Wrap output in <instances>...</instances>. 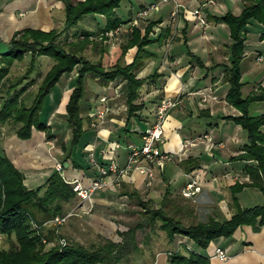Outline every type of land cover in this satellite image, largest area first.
<instances>
[{
	"label": "crops",
	"instance_id": "0c3cea01",
	"mask_svg": "<svg viewBox=\"0 0 264 264\" xmlns=\"http://www.w3.org/2000/svg\"><path fill=\"white\" fill-rule=\"evenodd\" d=\"M150 1L155 0L139 1L135 9L128 8L127 16L134 14L138 7H145ZM174 1L178 2V11L172 19L169 10ZM246 1L156 0L154 5L146 9L145 14L138 16L134 25L129 26V21L122 22L107 32L100 47L104 50L108 48L106 46L109 40L112 42L116 40L115 47L118 48V43L125 40L132 26L142 30L149 19H157L148 31L150 36L157 35L163 26L168 27L167 34L144 45V48L151 51V55L145 59L136 75L144 76L152 69H155L157 74L153 77L146 76L139 87V91L141 87L144 89L138 93L134 101H141V107L131 113L128 112L124 78L115 76L106 83H99V90L90 92L88 98L82 102L78 101L79 112L83 116V130L77 141L69 143L68 147L66 145L71 131L65 120L64 104L71 88L69 83L62 88L57 99L52 101L43 118L48 123L50 137L45 136L44 130L33 126L27 137H19L14 131L16 124L8 126L7 121L0 123L1 149L22 172V181L27 187L41 183L55 168L57 162L61 164L59 171L64 179L77 178L85 185L97 174L98 164L106 163L110 156L117 164L124 163L130 146L140 143V133L151 122L155 103L160 96L166 94L177 96V103L169 109L164 119V139L160 143L161 148L172 152L174 157L165 160L161 167L155 168L150 185L143 183V173L135 169L118 176L109 171L103 175L104 185L94 189L88 197L80 199L74 195L72 199L63 201V207L68 201L72 202L70 205L72 216L68 218L67 223H62L60 228L66 233L71 232L72 240H77L81 229L90 228L103 233L105 230L121 226V220L115 217L119 215L123 217L122 211L128 207V198L132 197L121 191V188H134L142 198H147L150 196L147 188H155L164 182L169 183L170 178L173 179L178 172H182L186 178L187 173L194 169H198L201 174L200 189L194 196L200 199V203L210 207L207 214L229 215L233 209L229 184L234 180L248 178L242 169L243 159L229 158V155L240 150L245 137L242 136L237 123L221 116L225 113H235L237 109L223 97L226 82L222 78L220 66L205 68L196 64L190 60L185 48L187 46L197 54L204 64L227 60L228 43L231 41L228 28L223 21L213 19L211 14L217 15L226 9L238 12ZM189 6L199 7L203 22H199L189 11ZM60 9L63 11L62 0H0V38L9 41L14 30L24 27L56 28L63 24V13L62 16L56 14ZM148 9H152V14H149ZM95 15L101 17V24L95 27L97 28L103 24L104 17L100 13ZM88 17L95 18L90 14ZM253 23L258 25V29L256 28L253 36L248 38L247 27ZM245 27L244 48L238 61L240 79L242 74L257 73L263 65L264 58V38H258V32L264 25L250 19ZM68 28L63 30L67 33V38H71L70 34L73 35L74 29ZM184 37L185 43L182 42ZM134 50V45L128 46L123 53V60L128 61ZM257 54H260L259 59L256 58ZM68 72L75 75L74 68ZM257 82L264 85V73L248 87L247 91ZM100 94L105 95L103 101L99 99ZM30 97L28 95L25 102H28ZM258 105L264 107V102L261 101ZM99 106H106L100 117L95 115ZM200 109L207 110V113ZM260 112L264 114L263 111ZM201 116L204 118L203 126L202 122L198 121ZM186 117L195 119L192 126L185 125ZM62 126L64 128H60ZM260 128L264 130V122ZM203 132L206 135H202ZM214 153H217V156ZM186 155L195 156L198 161V165L188 171L183 170L179 162ZM168 160L170 162L166 163ZM184 179L178 185L179 189ZM247 187L255 186L243 185L234 191L239 205L256 203L246 202L253 195L257 196V194L249 196L247 192L243 199L245 201H242L241 193ZM182 244L192 245V241L184 234H174L168 239L164 249L152 250L153 254L148 255L149 264L166 263V251ZM216 245L225 249L226 258L222 259L212 254ZM197 249L208 256L211 264H264V222L257 229H253L248 223L238 224L229 235L214 237L204 247Z\"/></svg>",
	"mask_w": 264,
	"mask_h": 264
},
{
	"label": "trees",
	"instance_id": "16d2710c",
	"mask_svg": "<svg viewBox=\"0 0 264 264\" xmlns=\"http://www.w3.org/2000/svg\"><path fill=\"white\" fill-rule=\"evenodd\" d=\"M62 1L61 28L16 29L9 38L11 47L5 53H0V123L8 120L16 122L14 131L19 137H27L31 126L44 130L45 136L50 137L48 123L38 118L42 97L62 72H68L74 68V82L64 104L65 120L71 131L69 142L73 144L83 130V116L79 112L78 101L81 97L87 98L84 97L88 91L84 89V77L86 75L94 77L101 84L115 76L124 78L127 110L130 113L133 112L142 105L141 101H134L142 81L146 76L153 77L157 74L156 70L152 69L144 76L136 75V71L151 55V51L144 48V45L167 34L168 27L163 26L157 35L150 36L148 31L157 19H149L142 30L132 26L125 40L118 43L116 57L107 64H103L100 58L92 60L84 56L80 49L87 42L96 43V40L92 38L93 35L104 38L108 30L129 21L133 14L125 17L118 15L115 7L120 0ZM96 13L104 17L101 26L78 27L73 30L75 40H67L68 47L61 44L58 35L63 29L75 24L84 14L94 16ZM211 16L213 19L223 21L228 28L231 41L228 43L227 60L204 64L200 57L187 46L185 49L190 60L196 64L205 68L219 65L221 68L222 78L226 82L223 97L237 109L235 113H225L221 116L229 118L245 131V140L241 143L240 150L230 154L229 158L243 159L242 169L247 173L248 178L234 180L229 184L230 202L233 206L229 215L218 217L209 213L204 219L183 220L179 208H182L183 212H191L192 207L185 204L182 206L176 198L174 199L167 183L157 205H153L148 197L142 198L134 188H121V191L135 199L138 211L149 223L157 221V227L165 232L167 240L174 234L180 233L192 241V245L182 244L180 247L168 249L167 264H211L208 256L197 247H204L211 239L219 235H229L238 224L248 223L253 229H257L264 222V201L242 206L239 205L234 194V191L243 185L255 186L264 194V130L260 128L264 122V114L248 111L250 101L264 102V85L257 82L242 94L240 86L243 81L240 79L238 64L244 48L245 24L251 19L264 25V0H247L238 12L234 13L226 9L220 14H211ZM258 38H264V28L258 32ZM182 42L185 43V37ZM130 45H134L135 50L131 58L124 61L121 58ZM26 51L30 53L26 73L7 83V73L12 60L20 58ZM40 53L48 54L54 60L42 74L29 101L25 102L21 99V94L32 83V78H25V76L28 75L34 57ZM202 111L207 113V110ZM179 162L185 171L198 165L197 158L191 155H186ZM22 177V172L4 154L0 146V232L13 234L17 244V246L9 245L6 248H0V264H101L116 261L126 255L131 248H137L133 238V228L129 226L116 230L118 239L102 236L100 240L90 241L87 244L70 240L65 244L52 242L47 247H43L41 237L46 233L42 230V226L33 227L30 220L41 223L53 214L61 213L63 201L72 198L75 192L71 183L62 177L56 167L34 187H27ZM180 196L186 197L181 193ZM140 223L137 221L134 225Z\"/></svg>",
	"mask_w": 264,
	"mask_h": 264
},
{
	"label": "rangeland",
	"instance_id": "374dc122",
	"mask_svg": "<svg viewBox=\"0 0 264 264\" xmlns=\"http://www.w3.org/2000/svg\"><path fill=\"white\" fill-rule=\"evenodd\" d=\"M139 1H143V0H120L118 5L115 7L116 12L118 13V15H120L121 17H125L127 15V10L128 8L130 9H135L138 6V2ZM189 9H192L193 7L189 6ZM149 14H152V9H148ZM62 9H60L59 11H57L56 14H60V16H62ZM84 17L79 18L75 24L69 26V30L72 29H76L78 27L81 26H85V27H89V28H95L97 25L101 24V17H97L98 15H94V19H88V14H84ZM62 25L57 26L56 28H60ZM250 27V28H249ZM247 27L249 30L247 32V37L251 38L253 36V33L256 32V30L258 29V25L256 23H253L251 26ZM257 28V29H256ZM71 38H67V33H65V30H62L58 36L59 41L61 42V44L64 47H68V42L67 40H75L74 35L70 34ZM93 39L96 40L95 44H89L86 43L81 49L80 52L92 59V60H96L98 58H100L103 61V64H107L108 62L112 61L115 57L116 54L118 53V48L115 47L116 45V40H113L114 42H112V40L108 41V46H105L109 48V50L107 49H102L100 48L101 45L104 43L103 38L100 37L99 35H93L92 36ZM256 39V37H254ZM149 45H151V43H149ZM183 47V45H181ZM29 59H30V53L28 51L24 52L22 54V56L20 58H15L12 60L10 67L8 69V79H6V82H10L14 79H16L17 77H19L21 74L26 73V68L29 65ZM123 59V56L122 58ZM53 57L48 55V54H37L34 57L33 60V64L30 65V70L28 71V75L25 76V78H32V84H30L27 88L26 91H24L21 94V99L26 101L28 97V95L31 96V93L34 91L37 83L39 82V80L41 79L42 74L45 72V70L49 67V65L53 62ZM258 64V63H256ZM262 66L260 67V69L258 70L257 73L255 74H242L241 75V79H242V84L240 86V90L241 93L244 94L248 87H250V85L252 83H254L257 78H259L261 75H263L264 73V58L262 60ZM94 77H89V75H86L84 77V89L88 90L86 91L84 97L88 98V96L93 93L96 92L97 90L100 89V84L99 82H96L94 80ZM96 80V79H95ZM74 82V74L71 72H62L58 79L51 85L49 91L42 97V101H41V105L38 111V118L39 119H43L46 116L47 113V108L50 106V104L52 103V101L57 97L58 95L61 93L62 88L65 87L67 84L69 83L70 87H72V84ZM143 87L140 88V91H143ZM90 90V91H89ZM91 92V93H90ZM26 98V100H25ZM84 98L81 97L79 99L80 102H82ZM95 100V98H94ZM261 104V101L258 100H252L249 102L248 105V111L250 113H257L260 111L264 112V107L258 105ZM195 118V117H194ZM203 116H201V118H198V121L201 123L203 121ZM207 119V118H206ZM195 119H190L188 117H186V123L185 125H190L192 126L193 121ZM198 122V124H200ZM231 122V121H230ZM16 122L12 121V120H8L7 121V125H14ZM203 123L201 124V126H203ZM200 126V127H201ZM220 126V125H219ZM60 128H64L63 126ZM199 128V126H198ZM218 128H215V130ZM240 132H242V136L245 137V132L244 130L240 127L239 128ZM70 136V135H69ZM135 138H137V136H135ZM69 139H68V143H67V147L69 146ZM79 144L76 146L78 147ZM78 155H80V153H78ZM215 156H217V153H214ZM202 157H206V155H202ZM170 162V160H168L166 163ZM167 165V164H166ZM184 174L182 172H178L176 173V175H174V178L172 179V177L169 180L168 184V188H169V192L172 193L174 195V199L176 198L177 201L183 206V204L185 205H189L192 207V211L191 212H183L182 208H179V213L180 216L183 220H189V219H194V218H198V219H204L206 217L207 211L210 207L200 203V199H198L197 196H193V197H182L180 196L179 193V188L178 185L180 184V182L184 179ZM185 180V179H184ZM165 183H160L157 187H152V188H147L146 191H150L149 194L150 196L148 197L151 201V203L153 205H157L159 204L160 201V197L163 193V189L165 186ZM154 188V189H153ZM253 190V191H252ZM250 191L251 194H250ZM246 192L247 195L252 196L253 194H257V196H252L250 198H248L246 200L247 203H252L254 201L256 202H263L264 197H263V193H261L258 189H256L255 187H247L246 190L242 191L241 193V199L242 201H245L243 199H245L244 196H246ZM72 199V198H70ZM71 201H68L67 203L64 204L63 207V211L61 213H55V214H62L63 212L66 211H70V213L61 221L57 222V221H53L52 219V215L51 217L43 220L41 223H38L35 220H30V224L37 228L38 226H42V230L46 233L45 235H43L41 237L42 243H43V247H47L48 245L52 244V242H57L58 244H65L68 243L70 240H72V233H66L64 231L61 230V224L63 223H67L66 221L68 220L69 217L72 216V209H70V205H71ZM69 205V206H68ZM68 207L69 209H64ZM122 216H116V219H120L122 223H120V227H115L114 229H108L102 232H97L95 230L92 229H81V232L78 234L77 236V241L79 240L80 242L87 244L90 241L96 242L98 240H100L102 238V236H110L112 238L118 239L119 236L116 232V230H120L123 229L127 226L132 227L133 228V238H134V242L137 245V248H131L128 253L126 255H123L121 258H119L116 261H111V262H106V263H101V264H149L148 262V255L151 254L152 250H162L166 247L167 245V237L165 235V232L157 227V221H155L154 223H149L144 217L143 214L138 211V205L135 202V199L133 197H129L128 198V207H126L123 211H122ZM219 217H223L222 214L218 215ZM140 221L141 223L138 225H134L135 222ZM117 224V223H116ZM125 227H122V226ZM64 239L62 240L63 242L59 241V239ZM9 245H13V246H17L16 244V240L13 234H5L3 232H0V248H6ZM170 245V243L168 244ZM134 249V250H133ZM153 254V252H152ZM166 264V263H164Z\"/></svg>",
	"mask_w": 264,
	"mask_h": 264
},
{
	"label": "built area",
	"instance_id": "2783aa9c",
	"mask_svg": "<svg viewBox=\"0 0 264 264\" xmlns=\"http://www.w3.org/2000/svg\"><path fill=\"white\" fill-rule=\"evenodd\" d=\"M156 3L155 1L149 2L145 7L139 8L132 15L129 20V26L134 25L137 22L138 16L145 14L146 9ZM178 11V2L174 1L171 9L169 10V15L173 19L175 18ZM194 16L197 18L199 22H203L204 19L199 12V7H193L189 10ZM113 30V29H112ZM108 30L107 32H110ZM256 58H260V54L256 55ZM100 100L105 99L104 94L99 95ZM178 101L176 95H162L160 96L154 106L153 118L151 122L142 130L140 133V143L138 145H131L130 149L127 152L126 159L123 164L119 165L114 160L112 156L109 157L108 161L104 164H98L97 166V174L93 176L88 184H82L77 178L69 179L68 181L71 183V187L75 192V195L80 198H86L90 195V193L104 185L105 181L103 179V175L108 173L109 171L114 172L116 176L126 173L131 169H135L144 175L143 183L145 185H150L152 178L154 176V170L156 167H161L163 162L167 159H172L174 154L170 151L162 149L160 143L163 141V122L167 115L168 110L174 106ZM106 106H99L96 108L95 115L102 116ZM203 135H206L204 133ZM209 138V136H206ZM91 152L89 151V154ZM56 168L60 169L61 164L59 162L56 163ZM200 179L201 174L198 169L191 170L187 173L185 180L180 186V193L186 197H193L195 193L200 189ZM70 211L63 212L62 214H54L52 216L53 221H61L63 220ZM63 238L59 239V241L63 242ZM212 254L217 255L218 257L224 259L227 254L223 247L214 246L212 250Z\"/></svg>",
	"mask_w": 264,
	"mask_h": 264
},
{
	"label": "water",
	"instance_id": "95a60500",
	"mask_svg": "<svg viewBox=\"0 0 264 264\" xmlns=\"http://www.w3.org/2000/svg\"><path fill=\"white\" fill-rule=\"evenodd\" d=\"M11 47V42L0 38V53H5ZM64 163V162H63Z\"/></svg>",
	"mask_w": 264,
	"mask_h": 264
}]
</instances>
